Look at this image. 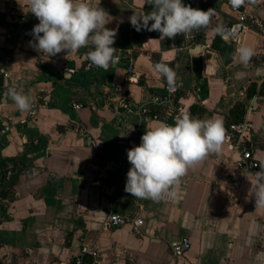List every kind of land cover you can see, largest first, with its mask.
Here are the masks:
<instances>
[{"label": "crops", "instance_id": "crops-1", "mask_svg": "<svg viewBox=\"0 0 264 264\" xmlns=\"http://www.w3.org/2000/svg\"><path fill=\"white\" fill-rule=\"evenodd\" d=\"M86 2L100 3L113 18L106 27L117 31L115 44L132 59L139 83L128 81L126 60L107 72L85 71L87 48L48 58L29 45L25 22L7 38L11 18L36 17L28 0H0V127L10 126L0 140V264H75L77 257L84 264H264V208L256 209L249 195L255 176L238 169L231 145L223 142L219 153L190 168L175 197L153 202L124 190L127 150L164 122L139 112L165 94L157 63L175 71L186 114L224 127L251 120L250 141L264 161V33L230 40L235 13L226 0H205L198 9H213L208 25L175 39L132 27L133 12L150 11L147 0ZM240 7L264 21V0ZM241 46L254 51L247 67L236 56ZM10 87L47 104L35 117L21 112ZM111 214L140 218L141 234L132 223L109 228ZM184 239L190 248L176 257L172 247ZM84 245L97 257L82 256Z\"/></svg>", "mask_w": 264, "mask_h": 264}, {"label": "clouds", "instance_id": "clouds-1", "mask_svg": "<svg viewBox=\"0 0 264 264\" xmlns=\"http://www.w3.org/2000/svg\"><path fill=\"white\" fill-rule=\"evenodd\" d=\"M254 2V0H253ZM234 6L244 0H232ZM150 11L133 12L129 22L136 31L160 33L159 39L187 37L206 27L213 9L203 11L185 5L182 0H147ZM30 13L39 21L31 30L29 45L37 52L55 57L61 52L87 48L90 67L107 70L116 66L119 59L113 47L117 31L106 27L112 21L109 13L86 0H28ZM151 22V23H150ZM218 32L221 29H217ZM254 55L252 48L241 46L236 56L248 66ZM155 70L166 80L169 90L175 84V71L163 63L155 64ZM8 97L21 112L30 111L33 99L15 87H10ZM226 130L221 120L199 119L180 113L173 124L161 122L146 128L141 143L127 150L131 167L127 172L125 192L136 199L159 202L165 197H175L181 178L210 154L221 151ZM256 166L249 195L254 196L255 206L264 208V161Z\"/></svg>", "mask_w": 264, "mask_h": 264}, {"label": "built area", "instance_id": "built-area-1", "mask_svg": "<svg viewBox=\"0 0 264 264\" xmlns=\"http://www.w3.org/2000/svg\"><path fill=\"white\" fill-rule=\"evenodd\" d=\"M205 0H182V3L185 5H191L193 8H199ZM227 5L231 9L235 16L232 19V23L227 28V37L236 41L242 34L248 31H255L259 33H264V21L259 17L249 14L243 9H241V4L238 6H234L232 0H226ZM27 17L20 16L19 18H11L9 20V24L6 28V36L7 38H12L18 33H21L18 28L19 23L25 22ZM113 47L117 49L116 55L119 59V64H121L124 60H126L129 64L127 66L128 72V81L131 83H139L140 76L134 71L133 61L130 59L125 51L118 48L114 43ZM116 65V66H117ZM97 67H90L89 61H87L83 69L85 71H91L92 69ZM70 72H74L73 70H69ZM165 94L163 95H154L151 99V102L147 105H144L140 108V115L147 116L153 120H162L168 123L172 118L177 117L180 113L186 114V107L183 103L179 101V91H180V82L176 76L175 84L171 90L167 85L165 80ZM47 102L45 98L37 100L34 102L33 108L30 110V115L35 117L41 106L46 105ZM75 109H80L83 107L80 103L73 104ZM10 130V126L8 124H3L0 127V140L6 135ZM226 135L224 142L228 145H231L236 149V151L240 154V160L238 161L237 167L240 171L249 172L254 175L255 172L259 171V167L256 166L260 160L257 159L256 153L254 150V146L250 141L253 132L254 126L251 120H244L240 123L230 124L225 127ZM127 223H132L133 232L136 234H141V226L143 221L140 218L129 219L126 217H122L119 215L111 214L107 220V226L109 228H119ZM190 248V242L187 239H184L182 242L177 243L172 247V252L176 257H181L184 255L186 251ZM91 255L93 257H97V251H94L89 246L84 245L82 247V256L83 255ZM75 264H84L82 257H77L75 259Z\"/></svg>", "mask_w": 264, "mask_h": 264}, {"label": "trees", "instance_id": "trees-1", "mask_svg": "<svg viewBox=\"0 0 264 264\" xmlns=\"http://www.w3.org/2000/svg\"><path fill=\"white\" fill-rule=\"evenodd\" d=\"M38 23H39V21H38L37 18H31V19H28V20L25 21L24 27L27 28L29 31H31L32 28L34 27V25H36ZM120 45L122 47H124V48H128V47H130L132 45V42L131 43H127V44L120 43ZM2 85H3V83H2V80L0 78V98H1V95H2V89H3Z\"/></svg>", "mask_w": 264, "mask_h": 264}, {"label": "rangeland", "instance_id": "rangeland-1", "mask_svg": "<svg viewBox=\"0 0 264 264\" xmlns=\"http://www.w3.org/2000/svg\"><path fill=\"white\" fill-rule=\"evenodd\" d=\"M1 80H2V77H1ZM1 100V99H0Z\"/></svg>", "mask_w": 264, "mask_h": 264}]
</instances>
